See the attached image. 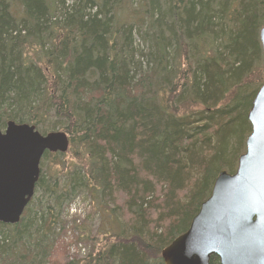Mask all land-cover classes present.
<instances>
[{"label": "trees", "instance_id": "trees-1", "mask_svg": "<svg viewBox=\"0 0 264 264\" xmlns=\"http://www.w3.org/2000/svg\"><path fill=\"white\" fill-rule=\"evenodd\" d=\"M263 24L264 0H0L2 128L63 131L83 158L45 152L19 222H0V264H54L82 193L108 211L109 239L63 264H165L246 151Z\"/></svg>", "mask_w": 264, "mask_h": 264}, {"label": "water", "instance_id": "water-1", "mask_svg": "<svg viewBox=\"0 0 264 264\" xmlns=\"http://www.w3.org/2000/svg\"><path fill=\"white\" fill-rule=\"evenodd\" d=\"M264 63V24L260 31ZM251 133L234 173L220 171L189 229L161 252L165 264H264V84L248 113ZM63 131L0 120V222L16 224L34 196L45 152L65 153Z\"/></svg>", "mask_w": 264, "mask_h": 264}, {"label": "rangeland", "instance_id": "rangeland-1", "mask_svg": "<svg viewBox=\"0 0 264 264\" xmlns=\"http://www.w3.org/2000/svg\"><path fill=\"white\" fill-rule=\"evenodd\" d=\"M135 39L136 44H141L137 35ZM72 150L70 147L63 160L66 164L72 161L81 165L83 158H76ZM104 211L89 193H82L72 200L62 215V228L57 230L61 247L55 253L54 264H63L66 258L83 260L96 254L107 243L112 220L108 211Z\"/></svg>", "mask_w": 264, "mask_h": 264}]
</instances>
